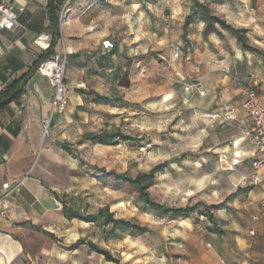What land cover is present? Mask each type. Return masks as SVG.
I'll list each match as a JSON object with an SVG mask.
<instances>
[{
	"label": "crops",
	"instance_id": "obj_1",
	"mask_svg": "<svg viewBox=\"0 0 264 264\" xmlns=\"http://www.w3.org/2000/svg\"><path fill=\"white\" fill-rule=\"evenodd\" d=\"M48 1L0 0L16 15L11 30H0V91L28 75L32 64L45 54L35 44L39 36H46L48 45L56 39ZM197 1L227 24L245 30L259 54L243 51L234 36L219 27L221 37L207 38L202 35V22L183 29L186 17L193 14L191 0H53L59 29L53 51L65 58L67 107L62 113L52 108L48 79L33 71L21 95L0 110V192L3 183L23 179L9 198V219L0 220V264H91L90 260L100 264L104 260L86 244L71 248L79 240L100 246L89 238V226L97 224L66 219L60 199L80 214L97 213L99 209L88 204L89 194L76 185L85 165L82 153L91 145L109 146L89 136L122 133L121 120L127 118L123 112L137 105L152 108L154 88L162 93L176 84L170 90L171 100L178 98L204 117V128L215 122L221 100L244 121V127L219 123L239 131L232 145L233 163L248 160L251 168L255 150L243 131L252 124L242 110L246 89L241 83L247 80V85L256 86L264 105V0ZM105 41L112 48H103ZM175 48L180 49L177 57ZM131 113L132 118L137 114ZM246 140L249 146L243 147ZM121 142L126 141L110 146ZM263 177L264 167L257 183L249 177L250 184H259ZM263 198L264 187L248 192L247 215L252 222L247 235L240 230L234 236L241 251L237 264H264V211L256 208ZM216 223L222 234L234 230ZM90 252L97 257L90 258Z\"/></svg>",
	"mask_w": 264,
	"mask_h": 264
},
{
	"label": "rangeland",
	"instance_id": "obj_2",
	"mask_svg": "<svg viewBox=\"0 0 264 264\" xmlns=\"http://www.w3.org/2000/svg\"><path fill=\"white\" fill-rule=\"evenodd\" d=\"M248 83L242 81L244 90H256V86ZM175 86L166 87L162 93L154 88L149 110L141 105L127 107L123 112L127 118L124 121L122 118L121 127L131 140L104 148L89 146L82 153L85 165L81 182L76 185L89 194L91 209L109 207L116 218L135 221L150 233L141 236L124 233L118 234L117 239L105 240L103 228L95 225L89 226V238L108 250L119 264H225L226 261L237 264L235 259L240 258L241 251L234 236L240 230L248 234L252 222L247 215L248 192L262 191L264 177L259 184H250V161L233 163L232 145L240 137L239 131L222 127L218 121L204 128V117L186 108L178 98L171 100L170 90ZM134 111L137 114L132 118ZM246 144L247 140L242 146ZM166 161L169 164L156 173L155 183L148 190L150 197L167 207L217 205L213 210L216 220L233 231L225 229L222 235L209 233L207 220L197 212L176 221L143 212L130 188L123 185L116 189L96 180L100 175L98 169L134 177ZM89 256L97 257L91 252ZM94 262L90 260L91 264ZM100 264H105L104 260Z\"/></svg>",
	"mask_w": 264,
	"mask_h": 264
},
{
	"label": "trees",
	"instance_id": "obj_3",
	"mask_svg": "<svg viewBox=\"0 0 264 264\" xmlns=\"http://www.w3.org/2000/svg\"><path fill=\"white\" fill-rule=\"evenodd\" d=\"M192 1V12L191 16L186 17L183 29L187 28L189 24L194 21H199L204 24L202 35L207 38L210 34H217L222 36L218 31L217 27L229 31L235 38L236 43L240 46L243 51L259 54V51L252 47L246 37V31L243 29H237L227 24L223 19L218 16L211 14L207 5L199 3L197 0ZM53 0L48 1L50 10L48 12L50 23L54 31L55 38H59L58 29V16L51 9ZM56 39L52 40L45 54L39 57L31 67V71L28 75L20 80L14 81L11 85L5 87L0 91V110H2L8 103L16 100L23 91V83L29 77L33 71H37L39 66L48 58L54 56V47ZM98 100H104L98 97ZM89 138L97 144L110 146L115 145L119 141L131 140L130 137L123 135L120 132H102L100 134L90 135ZM168 165V162H163L151 168L148 172L138 173L135 177H130L125 173L118 174L114 172L106 171L105 169H98L99 176L96 177L98 182L104 185H111L116 189L127 186L136 195L137 203L141 206L143 212H152L158 217H168L173 221L179 219H187L191 214L197 212V214L205 218L209 224L207 231L212 234H222L217 227L216 219L213 214V210L216 209L217 205H205L203 203H196L192 206L184 207H167L165 205L155 202L149 195V188L154 185L156 173H161ZM62 205V213L66 219H77L85 223L97 224L103 228V235L105 240H114L119 238L118 234L130 233L134 236H141L149 232L148 228L140 225L139 223L132 220H125L122 218H116L114 213L109 210V207L100 208L96 214H80L73 210L71 206L64 200L60 199ZM198 207H202L198 210ZM86 244L88 248L96 254L102 256L106 262L119 264V260L111 255V253L96 244L91 242H85L83 240L77 241L71 248L75 249L80 245Z\"/></svg>",
	"mask_w": 264,
	"mask_h": 264
},
{
	"label": "built area",
	"instance_id": "obj_4",
	"mask_svg": "<svg viewBox=\"0 0 264 264\" xmlns=\"http://www.w3.org/2000/svg\"><path fill=\"white\" fill-rule=\"evenodd\" d=\"M15 24V13L5 5L0 4V30H11ZM35 44L43 48V50H47L49 47L48 39L43 35L35 40ZM102 46L105 49L112 48V45L107 41L103 42ZM179 54L180 49L175 48L174 57H177ZM65 64L64 56L57 54L45 60L37 69L38 73L48 79L53 89L51 106L59 113L64 112L67 107V88L63 83ZM183 90L184 92H188L189 87L185 86ZM219 103V110L213 115L215 121L221 124L236 123L240 127H244V121L239 119L233 110L229 109L221 100ZM242 110L252 124L250 130L244 129L243 136L252 142L255 150L251 162L252 171L250 178L254 183H257L259 181V171L264 167V105L261 104L254 90L246 89L244 91ZM44 133H47V121H44ZM22 183L23 179H18L13 184H2L0 192V220L6 221L9 219V198L12 193L18 191ZM260 209L264 211V198L260 203Z\"/></svg>",
	"mask_w": 264,
	"mask_h": 264
},
{
	"label": "snow or ice",
	"instance_id": "obj_5",
	"mask_svg": "<svg viewBox=\"0 0 264 264\" xmlns=\"http://www.w3.org/2000/svg\"><path fill=\"white\" fill-rule=\"evenodd\" d=\"M107 46V45H106Z\"/></svg>",
	"mask_w": 264,
	"mask_h": 264
}]
</instances>
